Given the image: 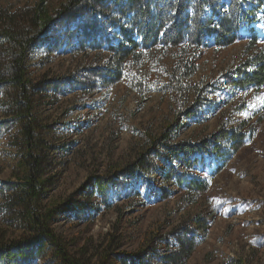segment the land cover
<instances>
[{
	"label": "rangeland",
	"instance_id": "obj_1",
	"mask_svg": "<svg viewBox=\"0 0 264 264\" xmlns=\"http://www.w3.org/2000/svg\"><path fill=\"white\" fill-rule=\"evenodd\" d=\"M65 1L46 4L53 9ZM35 2L0 0V10ZM256 13L259 48L264 9ZM56 34L60 46L49 47L47 36L28 54L25 75L33 85L31 121L43 139L45 186L38 211L55 202L68 204L49 221L68 257L80 264H123L122 253L129 252L148 261L153 249L173 251L185 235L196 241L186 264H264V87L238 88L232 82L245 60L247 32L224 48L209 42L198 49L137 50L139 60L129 56L118 65L116 53L106 50L117 39L114 28L109 44L97 40L81 46L76 35ZM186 66L193 72L180 78L179 69ZM116 71L118 79L112 78ZM7 101L0 91V183L16 180L24 150ZM168 126L170 143H216L192 169L174 163L176 171L207 181V190L193 200L164 178L168 158L156 156L164 153L159 143H148ZM221 132L228 136L218 139ZM141 153L156 171L124 173ZM95 177L106 179L103 198L96 194ZM2 203L0 198V235L19 239L26 230ZM53 254L46 243L34 264H63Z\"/></svg>",
	"mask_w": 264,
	"mask_h": 264
},
{
	"label": "trees",
	"instance_id": "obj_2",
	"mask_svg": "<svg viewBox=\"0 0 264 264\" xmlns=\"http://www.w3.org/2000/svg\"><path fill=\"white\" fill-rule=\"evenodd\" d=\"M260 8L264 9V0H66L53 9L47 6L46 0H36L34 5L23 9H1L0 91L8 96L6 106L12 120L20 127L24 150L16 167V180L0 183V198L4 212L26 231L19 239L11 241L0 235V264H34L44 256L46 243L54 248L53 255L63 264H80L68 257L65 247L49 226L54 213L61 208L65 211L68 204L55 202L43 213L38 211L39 197L45 186L40 175L43 139L37 125L31 121L30 92L33 85L25 75V60L40 42L50 35L48 46L54 50L62 42V37L56 33L64 30V34L71 38L76 35V42L81 46L94 45L97 40L107 42L106 38L114 28L117 39L113 45L107 42L106 50L116 53L113 63L118 65L129 56L139 60L141 53L137 50L157 47L198 49L209 42L216 48H224L234 44L246 31L245 60L237 67V78L232 82L238 88L259 90L264 87V43L257 47L254 24ZM186 68L179 69L180 78L192 74V69L187 71ZM118 75L116 71L112 78L118 79ZM3 122L0 121V126ZM169 129L168 126L156 139H148V143H159L164 153L157 151L156 156L168 158L164 178L183 187L193 200L207 190V181L176 171L174 163L181 162L186 169H192L204 159L203 154L208 152L209 146L213 151L217 149L216 143L209 140L170 143ZM226 136L221 132L217 138ZM148 150L152 148L145 151ZM122 171L129 176L142 175L143 171H156V166L147 161L145 153H141ZM145 178L150 181L149 177ZM105 181L102 177H95L96 194L102 198L105 196ZM195 245L193 238L182 235L177 238L173 251L163 254L153 249L152 260L148 261L139 254L122 253L128 258L127 262L123 259V264H186ZM232 263L244 264V261L234 260Z\"/></svg>",
	"mask_w": 264,
	"mask_h": 264
}]
</instances>
